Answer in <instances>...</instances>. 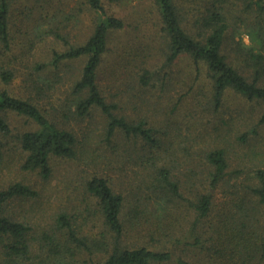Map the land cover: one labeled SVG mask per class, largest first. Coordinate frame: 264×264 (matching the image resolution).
<instances>
[{
	"label": "trees",
	"instance_id": "16d2710c",
	"mask_svg": "<svg viewBox=\"0 0 264 264\" xmlns=\"http://www.w3.org/2000/svg\"><path fill=\"white\" fill-rule=\"evenodd\" d=\"M28 1L39 13L34 18L36 40L52 38L61 49L52 48L46 62H36L23 77L26 94H16L12 85L17 71L9 58L16 0H0V173L7 152L13 151L21 158L22 172L49 182L55 160L78 157L74 121L95 112L104 118L108 148L98 164L101 171L85 180L91 202L83 206L73 200L59 208L41 232L8 206L19 199L39 200L45 188L24 181L0 183V264H264V167L230 171L226 151L216 148L205 156L210 173L187 188L176 172L177 162L167 154L166 137L161 142L163 137L144 116L126 113L124 91L114 95L104 86L112 35L125 29L126 22L111 14L103 0H84L97 20L91 35L80 42L65 34L56 16L65 2L54 8L52 0ZM153 2L165 38L166 66L190 57L207 67L217 102L228 89L264 102V0ZM45 3L53 10L47 11ZM237 10L256 18L248 26L238 16L253 30L250 47L230 31ZM36 40L32 38V48ZM78 60H83L78 74L66 77L70 63ZM133 63L145 64L123 60L115 70H128L129 79L137 75L145 87L153 75L145 65L134 72ZM58 83L65 84L63 91ZM132 99L141 108L142 98L132 94ZM10 114L27 118L34 128L14 131ZM113 171L121 176L119 184L110 175ZM226 183H232L230 197L217 210L213 190Z\"/></svg>",
	"mask_w": 264,
	"mask_h": 264
},
{
	"label": "rangeland",
	"instance_id": "374dc122",
	"mask_svg": "<svg viewBox=\"0 0 264 264\" xmlns=\"http://www.w3.org/2000/svg\"><path fill=\"white\" fill-rule=\"evenodd\" d=\"M62 1L65 2L64 6L59 5L57 8L60 10L55 12H59L56 16L62 20L59 22H63L65 34L69 33L71 38L76 37L80 42L86 40L96 24L94 12L85 5L84 0ZM103 1L111 14L123 19L127 24L125 29L112 35L111 52L105 59L102 72L104 86L114 95L124 91V99L121 100V96L119 99L126 113L130 116H144L157 136L163 137L159 138L161 142H165L166 137L165 144L169 150L167 154L177 162L176 172L185 184L188 183L187 188L194 184L195 178L210 173L205 167V156L216 148L226 151L230 171L264 167V102L249 100L232 89H228L217 102L213 80L207 67L203 63H195L190 57H181L173 65L166 66L163 55L165 38L153 0H121L115 3L110 0ZM52 2L55 8L60 0ZM44 6L46 8L48 4L45 3ZM48 9L53 10L50 6L47 11ZM12 10V54L9 58L17 71V80L12 89L16 94L25 95L23 77L32 71L36 62H46L50 58L52 48L61 47L54 44L52 38L43 43L36 40L33 28L37 19L34 18L39 13L28 0H16ZM237 11V18L232 19L230 31L236 35L241 29L250 31L252 45L253 30L247 25L253 23L256 18L249 12ZM239 15L245 17L247 25L238 19ZM32 38L36 40L34 48ZM134 58L145 62L140 66L133 63L134 72L145 65L153 75L145 87L138 84L137 75L129 79L128 70H115L121 67L123 60L126 62ZM71 65L73 67L70 68ZM82 65L83 60L70 63L66 77L72 78L78 74ZM114 71L117 72L118 81L114 80L116 74L111 76ZM244 74L250 78L247 71ZM62 75L65 74L62 72ZM121 79L123 81H120ZM58 86L61 87L59 91L65 89L64 83H58ZM132 94L142 98L145 104L142 102L141 108L139 103H134ZM8 118L14 131L34 128L23 116L10 114ZM73 128L80 141L78 157L74 160H55L53 175L47 183L40 180V176L36 174L22 172L21 158L15 152H7L5 156L0 183L15 180L31 183L33 186L39 184V187L45 188V195L39 200L19 199L8 206L14 216H18L21 221H29L36 227L37 232L49 227L54 212L68 206L71 201L77 200L78 204L84 206L92 200L87 194L85 180L101 171L98 164L103 159L104 150L108 148L107 141L104 140V118L95 112L84 120L74 121ZM112 143H115V140ZM103 174L109 175L106 172ZM110 175L115 182L120 183V174L113 171ZM231 185L232 183H226L213 190L217 210L222 208L223 203L230 197ZM184 203L188 206V203ZM135 239L137 238L130 236V240Z\"/></svg>",
	"mask_w": 264,
	"mask_h": 264
},
{
	"label": "clouds",
	"instance_id": "9594fccd",
	"mask_svg": "<svg viewBox=\"0 0 264 264\" xmlns=\"http://www.w3.org/2000/svg\"><path fill=\"white\" fill-rule=\"evenodd\" d=\"M238 39L240 40L243 47H250L251 33L248 30L241 29L237 34Z\"/></svg>",
	"mask_w": 264,
	"mask_h": 264
}]
</instances>
